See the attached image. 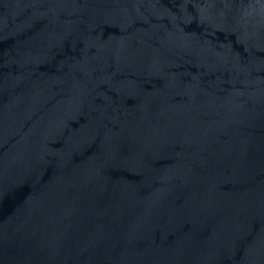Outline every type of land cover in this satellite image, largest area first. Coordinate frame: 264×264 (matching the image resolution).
Returning <instances> with one entry per match:
<instances>
[{
	"label": "water",
	"instance_id": "water-1",
	"mask_svg": "<svg viewBox=\"0 0 264 264\" xmlns=\"http://www.w3.org/2000/svg\"><path fill=\"white\" fill-rule=\"evenodd\" d=\"M0 264H264V0H0Z\"/></svg>",
	"mask_w": 264,
	"mask_h": 264
}]
</instances>
